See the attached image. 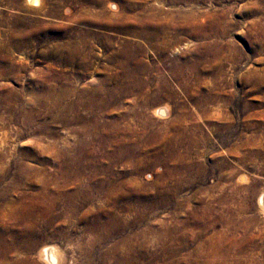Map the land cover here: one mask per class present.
<instances>
[{"label": "rangeland", "instance_id": "374dc122", "mask_svg": "<svg viewBox=\"0 0 264 264\" xmlns=\"http://www.w3.org/2000/svg\"><path fill=\"white\" fill-rule=\"evenodd\" d=\"M37 1L0 0V264H264V0Z\"/></svg>", "mask_w": 264, "mask_h": 264}, {"label": "bare ground", "instance_id": "6f19581e", "mask_svg": "<svg viewBox=\"0 0 264 264\" xmlns=\"http://www.w3.org/2000/svg\"><path fill=\"white\" fill-rule=\"evenodd\" d=\"M27 2L29 4H33L38 2L37 0H27ZM195 1L194 0H184L183 1V5L185 7H190L191 3ZM179 3V2H178ZM37 5V4H36ZM171 5V4H170ZM30 6V5H29ZM173 7V6H172ZM190 12V11H189ZM158 12H155V15L157 14ZM154 14V13H153ZM159 14V13H158ZM165 14V13H164ZM166 16H171L173 17V14L171 12H168L165 14ZM174 16H176L177 19H180V20H188V19H191L193 18L192 15L188 14L187 12H181V11H178L176 14H174ZM175 18V17H173ZM177 29V28H176ZM183 29V28H182ZM180 30V29H179ZM177 31V30H176ZM183 31H185V29H183ZM181 31V32H183ZM184 33V32H183ZM207 38V37H206ZM155 115L156 116H161L162 115V112L160 110L158 111H155ZM258 203H259V206L262 208V210L264 211V193L260 195L259 199H258ZM6 214V213H5ZM4 214V216H5ZM3 215V214H2ZM9 215V213H8ZM3 216V217H4ZM8 217V216H7ZM10 217V216H9ZM14 228H10V230H12ZM15 230V229H14ZM8 232H9V227H7L5 225V223L2 221V219H0V251L4 252L11 249V248H16L17 245H19L18 247H23L24 249H28V251H31V246L30 244L28 245H23L22 241H20V234L16 236V241L19 242V244H15L14 243V239H11L9 238L10 236L8 235ZM32 234V233H31ZM9 236V237H8ZM31 236V235H30ZM7 239H10L11 242H6ZM22 240V239H21ZM26 240V239H25ZM12 250V249H11ZM24 250V251H26ZM3 253V254H4ZM10 253V252H9ZM106 253V252H105ZM1 255V254H0ZM2 256V255H1ZM35 257L38 261L42 262L43 264H66V261H65V258H64V255L62 253H59L57 250H55L54 248H50V247H46V246H43L36 254H35ZM3 258V257H2ZM7 258V257H6ZM142 258V257H141ZM5 262V261H4Z\"/></svg>", "mask_w": 264, "mask_h": 264}]
</instances>
